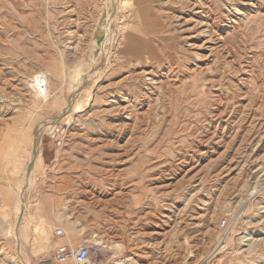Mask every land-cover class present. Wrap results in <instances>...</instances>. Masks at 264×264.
I'll list each match as a JSON object with an SVG mask.
<instances>
[{
	"label": "rangeland",
	"instance_id": "rangeland-1",
	"mask_svg": "<svg viewBox=\"0 0 264 264\" xmlns=\"http://www.w3.org/2000/svg\"><path fill=\"white\" fill-rule=\"evenodd\" d=\"M79 238L264 264V0H0V264Z\"/></svg>",
	"mask_w": 264,
	"mask_h": 264
},
{
	"label": "built area",
	"instance_id": "built-area-1",
	"mask_svg": "<svg viewBox=\"0 0 264 264\" xmlns=\"http://www.w3.org/2000/svg\"><path fill=\"white\" fill-rule=\"evenodd\" d=\"M47 88L45 85L39 86V93L45 95ZM57 235H63L64 232L61 228L56 230ZM89 255L88 246L81 245L76 249L70 248L65 244L58 245L55 249L53 258L58 263H65L71 261L73 264H87ZM113 264H134L129 258H118Z\"/></svg>",
	"mask_w": 264,
	"mask_h": 264
},
{
	"label": "crops",
	"instance_id": "crops-1",
	"mask_svg": "<svg viewBox=\"0 0 264 264\" xmlns=\"http://www.w3.org/2000/svg\"><path fill=\"white\" fill-rule=\"evenodd\" d=\"M61 226H63V232L65 233L66 236H68V234L71 232V230L73 229V226L68 222V220L66 219L64 222L61 223ZM65 238V237H63ZM62 237H60V239H58V242L60 243H64L65 240L63 239ZM76 244H79V245H83V239L79 238L76 242H74Z\"/></svg>",
	"mask_w": 264,
	"mask_h": 264
},
{
	"label": "bare ground",
	"instance_id": "bare-ground-1",
	"mask_svg": "<svg viewBox=\"0 0 264 264\" xmlns=\"http://www.w3.org/2000/svg\"><path fill=\"white\" fill-rule=\"evenodd\" d=\"M194 14L196 15H201V13H200V11L199 10H195V12H194ZM100 42V37H97V43H99ZM35 81L39 84V83H41L40 85H44V84H42L43 83V80H44V77H43V74L42 73H38V74H36L35 76ZM151 79H153L152 77H151ZM39 85V86H40ZM45 87H46V85H45ZM47 88V87H46ZM47 95H48V92L46 91V93H45V95H43L44 96V98H46L47 97ZM39 96H41L42 97V95L39 93ZM123 107H125V106H123Z\"/></svg>",
	"mask_w": 264,
	"mask_h": 264
}]
</instances>
